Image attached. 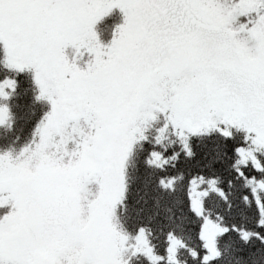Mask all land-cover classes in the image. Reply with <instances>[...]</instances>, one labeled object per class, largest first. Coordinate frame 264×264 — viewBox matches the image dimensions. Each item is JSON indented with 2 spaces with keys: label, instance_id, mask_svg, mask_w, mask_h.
Instances as JSON below:
<instances>
[{
  "label": "snow or ice",
  "instance_id": "1",
  "mask_svg": "<svg viewBox=\"0 0 264 264\" xmlns=\"http://www.w3.org/2000/svg\"><path fill=\"white\" fill-rule=\"evenodd\" d=\"M0 45L52 105L0 155V264H264V0H0Z\"/></svg>",
  "mask_w": 264,
  "mask_h": 264
},
{
  "label": "rangeland",
  "instance_id": "2",
  "mask_svg": "<svg viewBox=\"0 0 264 264\" xmlns=\"http://www.w3.org/2000/svg\"><path fill=\"white\" fill-rule=\"evenodd\" d=\"M81 51H84V55L80 58H77L76 50L73 48L66 49V55L70 60L76 59L78 66L86 69L88 63L94 59V56L88 54L85 50ZM5 60L6 53L3 46L0 45V83L6 79H13L17 84L16 91L12 94V98L9 101L13 115L11 126H0V144L4 146V150L0 152V155L11 153L12 157L16 158L26 147L32 146L34 140L38 141V137L35 136L36 130L45 121L46 116L50 114L52 105L50 103L49 108H44V105L38 99V95L33 91L36 88V86L31 85L33 77L35 78L34 69H25L23 72L9 70L5 66ZM33 95H36V97ZM81 125L84 126L83 121H81ZM12 147H18L19 150L13 152L11 151V149H14ZM68 147L71 151L75 148V144L70 143ZM88 188L92 193L89 199H92L98 193L99 185L91 184ZM10 212L11 205L0 208V217Z\"/></svg>",
  "mask_w": 264,
  "mask_h": 264
},
{
  "label": "trees",
  "instance_id": "3",
  "mask_svg": "<svg viewBox=\"0 0 264 264\" xmlns=\"http://www.w3.org/2000/svg\"><path fill=\"white\" fill-rule=\"evenodd\" d=\"M124 23V16L123 13L120 12L119 9H114L112 13L108 16L104 17L101 21L97 23L95 26V31L100 39V42L106 46L110 45L112 40L114 39L116 29L120 27ZM19 79V78H18ZM31 82V81H30ZM31 85L36 86L33 91L40 96V89L39 86L35 83V78L33 77ZM36 95H33L36 97ZM40 100V99H39ZM40 103L44 105V108L50 107V101L44 99L40 100ZM16 146V145H15ZM20 148V146H18ZM18 147H12L11 151L19 150ZM4 146L0 144V152H3ZM163 209H161L162 211ZM163 212V211H162Z\"/></svg>",
  "mask_w": 264,
  "mask_h": 264
}]
</instances>
